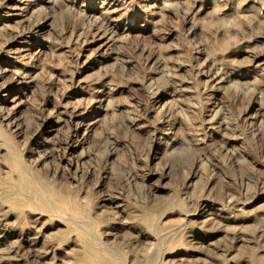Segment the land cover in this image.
<instances>
[{
	"label": "rangeland",
	"instance_id": "rangeland-1",
	"mask_svg": "<svg viewBox=\"0 0 264 264\" xmlns=\"http://www.w3.org/2000/svg\"><path fill=\"white\" fill-rule=\"evenodd\" d=\"M0 264H264V0H0Z\"/></svg>",
	"mask_w": 264,
	"mask_h": 264
}]
</instances>
